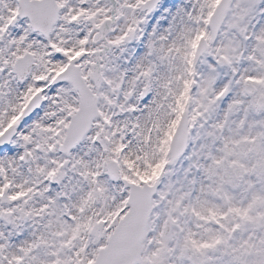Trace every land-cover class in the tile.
Wrapping results in <instances>:
<instances>
[{
    "label": "snow or ice",
    "instance_id": "6c2138e0",
    "mask_svg": "<svg viewBox=\"0 0 264 264\" xmlns=\"http://www.w3.org/2000/svg\"><path fill=\"white\" fill-rule=\"evenodd\" d=\"M0 264H264V0H0Z\"/></svg>",
    "mask_w": 264,
    "mask_h": 264
}]
</instances>
